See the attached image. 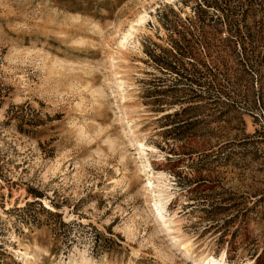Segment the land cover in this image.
<instances>
[{
	"label": "rangeland",
	"instance_id": "rangeland-1",
	"mask_svg": "<svg viewBox=\"0 0 264 264\" xmlns=\"http://www.w3.org/2000/svg\"><path fill=\"white\" fill-rule=\"evenodd\" d=\"M212 260L264 264V0H0V264Z\"/></svg>",
	"mask_w": 264,
	"mask_h": 264
},
{
	"label": "bare ground",
	"instance_id": "bare-ground-1",
	"mask_svg": "<svg viewBox=\"0 0 264 264\" xmlns=\"http://www.w3.org/2000/svg\"><path fill=\"white\" fill-rule=\"evenodd\" d=\"M207 264H221V262L220 261H217V260H212L211 262H207Z\"/></svg>",
	"mask_w": 264,
	"mask_h": 264
}]
</instances>
